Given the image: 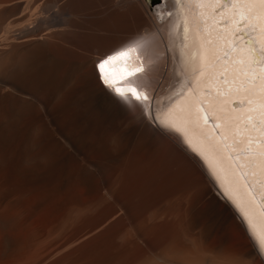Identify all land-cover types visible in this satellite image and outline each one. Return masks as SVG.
Returning <instances> with one entry per match:
<instances>
[{
	"label": "bare ground",
	"instance_id": "bare-ground-1",
	"mask_svg": "<svg viewBox=\"0 0 264 264\" xmlns=\"http://www.w3.org/2000/svg\"><path fill=\"white\" fill-rule=\"evenodd\" d=\"M254 50V0H0V264H264Z\"/></svg>",
	"mask_w": 264,
	"mask_h": 264
},
{
	"label": "snow or ice",
	"instance_id": "snow-or-ice-1",
	"mask_svg": "<svg viewBox=\"0 0 264 264\" xmlns=\"http://www.w3.org/2000/svg\"><path fill=\"white\" fill-rule=\"evenodd\" d=\"M150 2V0H149ZM254 2H258L261 6H264V0H254ZM127 51H130V49L128 50H124V51H118L116 54L107 57L106 59H103L101 61L98 62L97 64V68L99 73L101 74V78L103 79L104 83L106 85H111V81L107 78V73H106V66L110 65L112 62L116 61L119 57H122L126 54ZM254 55H256L257 57H260L261 61H264V53H260L254 50ZM129 92H131L134 96H136V92L134 88H129L128 89ZM115 92L121 96L122 98L127 99L126 97V93L124 91V89L120 88V87H116L115 88ZM136 99L139 100L140 97L136 96ZM146 99V97H145ZM256 226L253 225V228H255ZM259 239H260V243L262 245H264V232H259Z\"/></svg>",
	"mask_w": 264,
	"mask_h": 264
},
{
	"label": "rangeland",
	"instance_id": "rangeland-1",
	"mask_svg": "<svg viewBox=\"0 0 264 264\" xmlns=\"http://www.w3.org/2000/svg\"><path fill=\"white\" fill-rule=\"evenodd\" d=\"M174 7V6H173ZM153 8H154V6H153ZM173 11H174V9H173ZM172 15H173V12L172 11H167L166 13H165V16L167 17V18H171L172 17ZM158 26L160 27L161 26V28H162V26H163V24H158ZM158 27V28H159ZM156 29H157V27H156ZM156 29H154V31H151L150 33H148L147 35L148 36H151V35H155V34H160L161 33V29H157V31H156ZM160 30V31H159ZM155 32H157V33H155ZM158 32H160V33H158ZM155 33V34H154ZM169 33V32H168ZM151 34V35H150ZM164 36L163 35H160L159 37H158V39H160V40H163V41H165V39L163 38ZM140 40V42H141V44L143 43V38H141V39H139ZM167 45V44H166ZM166 54L168 55V57H167V55L166 54H162V56L163 57H167V60H169L170 59V57H175V58H173V60L175 61V59H176V57H177V51H176V49L172 46V47H169L168 45L166 46ZM170 51H171V53H170ZM173 51H175L176 53H174ZM169 52V53H168ZM171 54V55H170ZM172 54H173V56H172ZM170 55V56H169ZM172 60V59H171ZM171 63V61H167L166 62V64H165V66H164V68H165V72L163 73V76H160V78H159V81H160V84H164V85H166V83L168 84V83H170V82H167L169 79H173L174 78V76H175V73H176V71L174 70L175 68L174 67H176L174 64H172L173 65V67H172V65L170 64ZM171 65V66H170ZM171 67V68H170ZM174 68V69H173ZM170 69H171V71H170ZM173 70V71H172ZM168 71V72H167ZM170 73H172V75L170 74ZM168 74V75H167ZM171 75V76H170ZM166 76L168 77V80H167V78H166ZM172 77V78H171ZM171 80H169V81H171Z\"/></svg>",
	"mask_w": 264,
	"mask_h": 264
},
{
	"label": "water",
	"instance_id": "water-1",
	"mask_svg": "<svg viewBox=\"0 0 264 264\" xmlns=\"http://www.w3.org/2000/svg\"><path fill=\"white\" fill-rule=\"evenodd\" d=\"M159 0H153V2H158ZM257 57V56H256ZM258 58V57H257ZM208 122H209V120H208Z\"/></svg>",
	"mask_w": 264,
	"mask_h": 264
}]
</instances>
